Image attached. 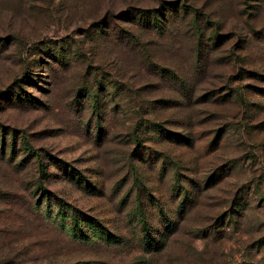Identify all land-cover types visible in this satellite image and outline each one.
<instances>
[{
    "label": "rangeland",
    "instance_id": "rangeland-1",
    "mask_svg": "<svg viewBox=\"0 0 264 264\" xmlns=\"http://www.w3.org/2000/svg\"><path fill=\"white\" fill-rule=\"evenodd\" d=\"M0 264H264V0H0Z\"/></svg>",
    "mask_w": 264,
    "mask_h": 264
},
{
    "label": "trees",
    "instance_id": "trees-1",
    "mask_svg": "<svg viewBox=\"0 0 264 264\" xmlns=\"http://www.w3.org/2000/svg\"><path fill=\"white\" fill-rule=\"evenodd\" d=\"M180 7L179 4L175 2H166L162 3L160 5L159 9H139V8H127L126 10L120 12L119 16L123 20H126L128 23H132L135 25H139L142 28L153 31L155 33H159L161 31H164L166 29V24L168 22L169 15L171 16V12L175 13L176 10ZM186 7L183 5L181 7V11H185ZM187 12V11H185ZM188 14V13H186ZM191 16H193L192 19V29L194 30L195 34L200 37L201 31L199 28V22L197 21V18L195 17V14L191 13ZM173 18V17H171ZM212 38L216 40V42H220V39L223 38V36L213 35ZM257 76V75H254ZM260 78V77H259ZM163 137V136H162ZM134 139L137 140L134 136ZM3 144H1L2 146ZM37 162H40V157H37L35 155ZM41 168V167H40ZM216 175L213 174L212 176L208 177L209 179L215 177ZM218 177V176H217ZM60 204H57L56 207H59ZM235 210L230 213L227 218L229 221H232V218L237 214L240 204H236ZM58 210V208H57ZM72 219L68 225V230L70 231V234L74 237L77 236V232L82 233L85 232L83 230L84 228H90L92 230H102L98 224H95L92 220H84V219H77L76 215L73 213L71 214ZM177 224L170 222L168 220H163L162 222V232L159 234V240L154 241L152 238L149 237V229L145 225L144 221L141 223V234H142V243L144 246H147L154 251L161 250L165 240L176 230Z\"/></svg>",
    "mask_w": 264,
    "mask_h": 264
}]
</instances>
